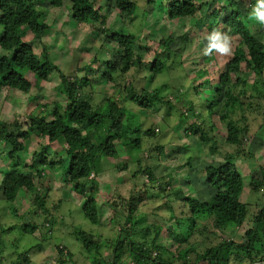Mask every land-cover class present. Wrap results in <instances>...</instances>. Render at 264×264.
Returning <instances> with one entry per match:
<instances>
[{
	"label": "rangeland",
	"instance_id": "obj_1",
	"mask_svg": "<svg viewBox=\"0 0 264 264\" xmlns=\"http://www.w3.org/2000/svg\"><path fill=\"white\" fill-rule=\"evenodd\" d=\"M70 1L65 0L59 10L48 2L36 6L40 17L51 25L40 42L34 41L33 36L28 34V41L31 40L36 54L40 58L45 47L51 61L66 76L75 79L86 75L90 84L82 94L95 109L101 108L106 100L116 101L136 114L141 131L152 129L156 135H144L140 150L119 146L118 158L102 161L101 174L94 178L96 183L86 182L90 193L99 187L96 200L102 221L100 226L85 218V199L75 193L71 184L64 182L60 167L41 166L40 178L36 169L31 168L34 155L42 150L46 151V156L58 160L63 154L60 144L34 135L25 142L22 155L11 157L8 154L10 145L0 141V264H94L95 259H101L102 264H136L128 245V236L136 242L138 250L147 252L150 258L139 264H195L199 256L221 243L233 241L244 244L247 241L246 231L251 227L248 224L264 208V75L260 83L251 73L245 87L242 81L236 83L239 76L246 78L249 75L243 66L240 75H232V82L216 95L217 73L224 72L239 43L233 36L221 38L225 32L221 20L207 14L171 20L162 7L166 0H160L162 3L146 9V18L140 11L139 18L133 20L115 7L114 0H95L106 14L110 30L136 37V49L147 64L162 51V39L174 38L165 74L147 82L144 78L149 73L145 70L133 69L123 74L118 69L121 62L118 53L122 51L119 45L91 25L73 20L62 25ZM235 2L236 5L226 2V6L231 11L239 7L245 24L264 44V21L259 17V13H264V0ZM228 11L222 12V19ZM1 15L0 11V18ZM2 28L0 24V35ZM210 46L214 49V60L209 57L207 60L206 55L204 60L210 63L206 66L214 70L209 77L211 85L197 92L193 89L201 80L196 79L197 67L189 69L192 65L189 61L198 59V52L203 50L205 53ZM2 52L0 49V54ZM95 57L99 59L95 60ZM106 60L114 63L115 72L108 69ZM183 60L185 65L181 64ZM84 66L85 70L81 68ZM192 67H195L194 64ZM28 76L31 81L37 80L33 82L30 93L0 87V123L7 124L11 131L15 130L17 123L26 130L31 115L52 119L55 103L62 106L68 104L61 93V78L56 72L46 80H38L31 74ZM132 79L135 84L131 85ZM130 85L136 91L145 87L152 93H158L165 104L170 102V106L156 104L148 110L127 101ZM253 85L255 88H252ZM233 98H238V102L231 104ZM212 100L217 104L210 113L207 102ZM228 104L231 106L227 107ZM195 105H202L197 109L204 115L200 116ZM193 108L195 115L191 112ZM227 112L229 122L237 121L239 130H242L243 136L237 145L227 143L229 123L223 120ZM192 124L203 128L210 138L207 145L199 136L191 134L189 128ZM243 152L251 156L246 157ZM228 155L235 156L234 161L244 178L241 200L249 205V219L240 228L233 225L216 228L209 220L203 224L192 220L185 222L192 212L176 190L181 189L183 195L192 199L210 200L216 190L209 186L205 169L210 164L223 162ZM145 169L152 170L153 181L144 174ZM11 171L32 176L36 183L33 191L22 189L14 204L5 201L1 185ZM252 180L262 182L263 186L250 188ZM37 195L41 197L38 203L34 201ZM196 223L197 227L194 226ZM32 226H36L34 231L30 230ZM9 228L11 231H4ZM77 231L91 234L100 248L87 251L76 235ZM184 232L190 233L185 235L188 237L186 243L175 238ZM190 242L192 246L187 248ZM118 243L122 248L115 261L114 252ZM263 243L256 244L257 252H261ZM25 252L28 254L23 255ZM261 260L254 264H264ZM199 264H208V261L202 260Z\"/></svg>",
	"mask_w": 264,
	"mask_h": 264
},
{
	"label": "trees",
	"instance_id": "obj_2",
	"mask_svg": "<svg viewBox=\"0 0 264 264\" xmlns=\"http://www.w3.org/2000/svg\"><path fill=\"white\" fill-rule=\"evenodd\" d=\"M64 1L36 0L35 4H33L34 0H0V11L2 14L0 24L3 27L0 35V49L3 51L0 54V87L6 90H19L30 93L33 90V82L37 80H29V74L38 80H46L51 74L56 72L58 77L61 78L59 80L61 93L68 102L66 106H62L59 103L54 104L52 119H48L45 116L34 117L31 115L29 126H27L26 130L17 123L15 124V130L11 131L7 124L0 123V141L10 145L8 154L11 157L22 155L26 148L25 142L34 135L47 137L49 142L60 144L63 154L60 155L58 160L55 161L50 156H46V151L42 150L34 155V163L31 168L36 169L40 178L42 174L41 166L48 164L53 168L60 167L64 182L71 184L75 193L85 199L83 208L85 218L93 225L100 226L102 221L99 214V203L96 200V193L99 187L94 188L91 190L92 193H90L87 191L86 182L96 183L94 178L96 175L101 174L102 161L118 158L119 146L140 150L144 135L154 137L156 134L152 129L141 131L140 124L136 121V114H133L125 105L118 104L116 101L106 100L101 108L95 109L82 94L90 84V80L86 75L75 79L66 76L61 68L51 61L50 54L45 47L43 54L40 58L38 57L33 44L30 42L31 40L28 41V34L30 33L33 36L34 41L40 42L51 29V25L47 24L41 18L42 16L40 17L39 9L36 6H43L48 2L54 8H62ZM114 1L115 7L123 15L132 17L133 20L139 18L140 11L143 12V18H146L148 15L146 9L149 10V7H154L158 2H161L160 0ZM226 2L237 4L235 0H166L165 5H162L169 18L174 21L194 17L197 14H207L217 20H221L222 25L225 27V32L221 34V38L233 36L239 41L234 51L235 54L225 66L224 72L217 73L216 82L218 87L216 88V95L220 93L222 87L232 82V75H240L243 66L249 75L246 78L239 76L236 83L242 81L245 87L249 82L248 78L251 73L255 74L260 83L264 75V44L252 33L250 26L243 21L241 9L236 7L234 11H231L226 6ZM68 7V18H71L76 23L93 26L94 30L97 29L99 33L104 34L111 42L122 48V51L118 53L121 55V62L118 68L121 73L126 74L133 69L137 71L145 70L149 73V76L144 78L146 82L150 78L153 81L166 73L168 69L167 60L172 54L170 45L174 42V38L162 39V51L155 55L151 63L147 64L143 61L139 50L136 49V37L132 34L124 35L115 30H110L107 24V16L103 13V8L98 6L95 0H71ZM227 9L229 11L222 19V12ZM185 36V34L182 35L184 38ZM184 41L187 42L186 40ZM213 51L214 49L211 46L206 48L205 53L200 50L198 52L199 60L189 61L190 64L195 66L192 67L190 65L189 69L197 67L195 71L197 74L196 79L201 80L199 85L193 89L197 92L205 86L211 85L209 77L214 70L210 66H206L207 64L210 65V63L205 62L204 55L207 56V60L211 59L213 61ZM3 53L5 54L3 55ZM96 59H99V57H95ZM102 61L105 60L103 59ZM183 61L181 64L183 65L184 63L185 65L186 61ZM105 64L111 72L117 70L112 61L106 60ZM81 68L85 70V66ZM109 78L111 79L110 76ZM132 83L135 84L133 79L130 84L132 85ZM252 88H255V86L253 85ZM127 101H131L148 110L154 108L156 104H165L164 99L160 98L158 93H152L145 87L141 91H136L133 86H131ZM234 101L238 102V98H233L231 104H234ZM167 103L165 105L170 106V102L168 101ZM207 104L208 111L211 113L217 101L212 100L207 102ZM230 106V104L227 105V107ZM200 107L202 108V105L199 107L195 105L194 108L197 111ZM194 108L191 111L193 115H195ZM198 111L200 116L204 115L201 110ZM223 120L229 123L227 143L230 145L239 144L240 137L243 134H241L242 130H239L237 126V121L234 123L229 122L228 112L223 116ZM189 130L191 134L194 133L199 136L204 145H207L210 141V138L200 125L192 124ZM245 156L250 157L251 154L245 153ZM234 157L228 155L223 162L217 165L210 164L206 167L205 177L207 182L211 188L216 190L215 196L210 200L192 199L193 197L183 195L181 189L176 190V193L180 194L192 212L189 215V219L185 222L192 220L194 223L203 224L209 220L216 228L230 225L240 228L245 225L249 215V205L241 200L245 188L244 178L234 161ZM124 168H126V165ZM144 174L149 177L150 181L154 180L152 170L145 169ZM1 185L5 201L13 204L22 189L29 191L36 189V183L32 176L20 174L17 171H11L7 174ZM259 185L262 187V182L252 180L249 187L254 186V188H257ZM34 201L37 203L41 201L40 195H37ZM114 202L117 201L115 200ZM113 206H116V204ZM250 222L248 226L251 227L246 231L247 241L244 244H237L233 241L221 243L212 247L203 256H199L195 264H199L202 260L208 261V264H245V262L254 264L257 260L263 259L264 261V243L262 244L263 249L261 252H257L256 248L257 243L264 242V208L260 209ZM194 226L197 227V223ZM34 229H36V226L30 228L31 231H34ZM4 231H11V228ZM186 234L190 233H180L179 237L175 238L180 239L182 243H186L188 241ZM76 235L87 251L92 252L100 248V244L95 242L91 234L86 231H77ZM128 240L130 241L128 245L135 256L136 264L150 259L147 252L138 250V245L130 236H128ZM190 246H192L191 242L187 244V248ZM121 248V244L118 243L114 252L115 261ZM183 251L185 252L186 250ZM26 254L28 253L25 252L23 255ZM100 260L95 259L94 264H102Z\"/></svg>",
	"mask_w": 264,
	"mask_h": 264
},
{
	"label": "crops",
	"instance_id": "obj_3",
	"mask_svg": "<svg viewBox=\"0 0 264 264\" xmlns=\"http://www.w3.org/2000/svg\"><path fill=\"white\" fill-rule=\"evenodd\" d=\"M59 10V8H56L55 10ZM67 16V18H65ZM65 17H64V22H63V24L62 25H64V23H65V25H67L68 24V21L70 20L69 18H68V12L66 13V15H65ZM61 19V18H60Z\"/></svg>",
	"mask_w": 264,
	"mask_h": 264
},
{
	"label": "clouds",
	"instance_id": "obj_4",
	"mask_svg": "<svg viewBox=\"0 0 264 264\" xmlns=\"http://www.w3.org/2000/svg\"><path fill=\"white\" fill-rule=\"evenodd\" d=\"M60 9V8H59ZM259 17H260V19L262 20V21H264V13H259ZM71 21H72V19L71 18H69ZM81 24V23H80Z\"/></svg>",
	"mask_w": 264,
	"mask_h": 264
}]
</instances>
